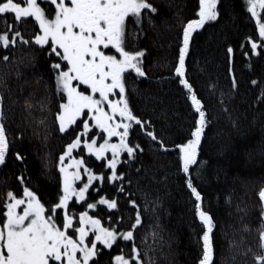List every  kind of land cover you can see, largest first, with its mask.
<instances>
[{
    "label": "trees",
    "instance_id": "16d2710c",
    "mask_svg": "<svg viewBox=\"0 0 264 264\" xmlns=\"http://www.w3.org/2000/svg\"><path fill=\"white\" fill-rule=\"evenodd\" d=\"M153 2L160 8V14L155 16L156 28L145 22L144 35L137 44L147 49L144 64L150 78L134 80V74L129 77L130 103L138 115L152 121L166 143L169 138L179 143L189 138L196 114L186 90L174 77L172 65L182 40V22L196 18L198 0ZM218 7L220 17L194 33L186 58L188 79L203 99L209 120L198 157V162L206 163L193 166L191 176L203 194L204 209L215 221L213 264H255L253 254L260 251L258 193L264 188V99H258L264 92V48L258 44L256 51L251 50L247 38H260L246 0H221ZM6 23H16L11 14L0 16V31L7 30ZM18 27L26 37L38 30L34 22ZM228 47L234 49L233 54L227 53ZM3 55H9V61L0 59V94L4 97L5 126L11 143L7 163L0 166V207L8 190L21 193L17 179L21 173L31 178L29 186L39 189L44 200H53L61 184L58 158L73 138L71 133H60L53 118L59 100L53 75L44 54L32 46L0 48V57ZM32 56L37 57L35 65L31 63ZM230 68L238 81L235 90L231 89ZM221 92L225 93L223 105ZM129 139L145 149L131 164L118 165L132 180L130 187L126 185L127 191L134 193L133 198L141 204L142 224L134 235L144 260L151 257L153 264H199L206 229L195 214L194 197L184 174L178 171L175 152L157 151L153 142L138 132ZM16 152L25 156L22 162L15 158ZM85 159L94 171L107 173L102 167L105 161L88 154ZM124 159L126 156H122ZM142 192L151 193L149 201L158 198L159 205L154 209L149 203L145 209ZM100 194L111 198L115 190L105 182ZM118 204L119 211L106 206L89 211L105 224L109 214L113 220L122 215V227L127 229L133 222L132 206L124 194H120ZM81 210L84 209L79 206L75 209ZM244 225L249 226L248 231ZM153 231L157 233L155 238ZM130 243L122 244L126 253ZM249 248L252 251L244 255ZM116 251L115 246L105 250L102 264H109V253L114 255Z\"/></svg>",
    "mask_w": 264,
    "mask_h": 264
},
{
    "label": "snow or ice",
    "instance_id": "6c2138e0",
    "mask_svg": "<svg viewBox=\"0 0 264 264\" xmlns=\"http://www.w3.org/2000/svg\"><path fill=\"white\" fill-rule=\"evenodd\" d=\"M220 3L221 0H198L196 18L182 22V40L172 72L186 90L196 118L189 138L179 143L169 138L166 143L165 136L157 132L152 121L138 115L130 103L129 77L134 74V80L150 78L144 64L147 49L137 44L144 35L145 22L156 28L155 16L160 14V8L153 0H0V16L11 14L16 22L6 23L7 30L0 31V48L10 50L17 45H29L44 54L59 97L53 113L57 130L73 135L58 158L62 181L53 200H44L39 189L29 186L31 178L23 173L17 177L21 193L6 192L0 207V264H102L105 250H113L114 246L118 251L114 255L109 253V264H153L151 257L144 260L134 235L142 224L141 204L133 198L134 193L127 191L126 185H132L127 171L118 169V165L131 164L145 151L139 142L130 141L133 132L149 138L157 151L175 152L178 171L184 174L186 186L194 197L195 214L206 229L199 264H213L215 221L204 209L203 194L191 176L193 166L206 163L198 162V157L209 124L208 111L188 79L186 58L194 33L220 17ZM246 6L258 28L260 41L247 38L251 50L256 51L258 44L264 48V0H246ZM30 22L37 24L38 30L26 37L18 25ZM233 52L232 47L227 48L228 54ZM0 59L8 62L9 55ZM36 59L31 57L33 65ZM229 71L231 89L235 90L237 77L234 70ZM224 96L221 92V105ZM258 99H264V92ZM3 101L0 94V166L7 163L11 143ZM27 106L31 108L30 104ZM223 110L227 112V107ZM39 123L43 124L44 120ZM77 150L105 161L102 167L107 173L94 171ZM14 155L21 162L25 159L19 152ZM122 156L126 159L122 160ZM105 182L115 190L111 198L100 194ZM120 194L125 195L134 213L127 229L122 227V215L113 220L109 214L105 224L100 216L90 214L89 210L98 206L119 211ZM150 195L142 192L145 209L149 203L154 209L160 203L158 198L149 201ZM94 196L98 199H93ZM258 196L260 251L253 254V259L255 264H264V188ZM77 206L84 210L75 211ZM244 230L248 231L249 226L244 225ZM156 235L153 231V238ZM125 242H131L127 253L122 247ZM251 251L249 248L244 255Z\"/></svg>",
    "mask_w": 264,
    "mask_h": 264
},
{
    "label": "flooded vegetation",
    "instance_id": "af4514ba",
    "mask_svg": "<svg viewBox=\"0 0 264 264\" xmlns=\"http://www.w3.org/2000/svg\"><path fill=\"white\" fill-rule=\"evenodd\" d=\"M45 1H47V0H45ZM54 7V6H53ZM77 153H80V154H83L84 156H86L87 155V153L86 152H81V150H77ZM74 154H76V153H74ZM89 166V165H88Z\"/></svg>",
    "mask_w": 264,
    "mask_h": 264
},
{
    "label": "rangeland",
    "instance_id": "374dc122",
    "mask_svg": "<svg viewBox=\"0 0 264 264\" xmlns=\"http://www.w3.org/2000/svg\"><path fill=\"white\" fill-rule=\"evenodd\" d=\"M116 139H117V138H113V140H116ZM64 150H65V149H64ZM61 154H62V153H61ZM61 154H60V155H61ZM65 162H66V163L68 162V161H67V158H66V161H65ZM61 181H62V178H61ZM90 214H93V213H90Z\"/></svg>",
    "mask_w": 264,
    "mask_h": 264
}]
</instances>
